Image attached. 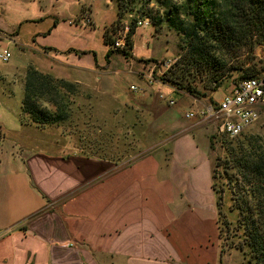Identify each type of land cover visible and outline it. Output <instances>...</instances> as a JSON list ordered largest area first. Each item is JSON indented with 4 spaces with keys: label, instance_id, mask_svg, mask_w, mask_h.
Returning <instances> with one entry per match:
<instances>
[{
    "label": "crops",
    "instance_id": "obj_1",
    "mask_svg": "<svg viewBox=\"0 0 264 264\" xmlns=\"http://www.w3.org/2000/svg\"><path fill=\"white\" fill-rule=\"evenodd\" d=\"M162 88L171 99L174 90ZM139 102L126 116L143 135L139 151L121 159L82 154L63 129L61 139L24 119L8 128L0 103V264H205L216 258L210 126L197 113L185 120L166 101L143 96ZM141 119L151 122L144 127ZM38 131H51L56 140L43 133L39 141Z\"/></svg>",
    "mask_w": 264,
    "mask_h": 264
},
{
    "label": "rangeland",
    "instance_id": "obj_2",
    "mask_svg": "<svg viewBox=\"0 0 264 264\" xmlns=\"http://www.w3.org/2000/svg\"><path fill=\"white\" fill-rule=\"evenodd\" d=\"M148 8H151V16H157L153 4ZM84 11H88L90 19L86 26L82 21ZM135 13H127L132 16L129 22L139 17ZM116 18L117 0H0V31L6 35L0 38V52L10 54L8 62H0L3 75L0 103L8 115V128L23 120L21 102L24 76L28 68H33L78 85L71 115L74 127L70 135L82 154L121 159L139 151L138 140L143 135L134 131V120L127 118V113L133 111L132 104L136 105L143 96L157 99L163 104L158 99V93L168 96V92L162 88L165 85L147 84L145 75L151 72L153 79L158 80L165 69L163 62H176L184 51V40L165 24L133 29L134 33L130 36L132 55L113 53L106 60L109 47L104 44L102 35ZM227 60L228 68L240 71L250 69L259 74L264 70V44L254 46L252 50L250 46L244 47ZM153 64L156 67L153 68ZM84 70H91L92 73L86 74ZM236 76L235 73L230 78L226 77L215 92L201 90L202 96L192 97L175 91L169 94L175 105H167L171 107L169 110L183 114L190 110L198 114L203 124L210 126H207L205 137L209 142L208 154L212 164L215 158L223 156L220 144L226 142L227 138L218 132L214 124L204 121L200 113L211 101H222L233 88ZM130 86H135L137 92H131ZM154 86L160 87L159 91H153L151 88ZM164 109L168 110L166 106ZM141 120L144 127L151 122L150 119ZM139 121L136 120V124ZM38 128L54 130L56 136L62 139L60 127ZM43 133L47 138L55 139L51 131H38L39 141L45 138ZM243 137L264 142V108L259 109L256 121L233 140ZM36 149L44 147L37 145ZM217 172L221 174V169L218 168ZM227 205L225 201L221 210L229 219H234L235 213L229 212ZM213 244L216 258L205 264H248L240 252L229 248L224 241L215 239Z\"/></svg>",
    "mask_w": 264,
    "mask_h": 264
},
{
    "label": "trees",
    "instance_id": "obj_3",
    "mask_svg": "<svg viewBox=\"0 0 264 264\" xmlns=\"http://www.w3.org/2000/svg\"><path fill=\"white\" fill-rule=\"evenodd\" d=\"M150 4L157 16H151ZM129 12L149 18L151 26L165 24L183 38L184 51L159 78L176 93L202 96L201 90L215 92L232 74H237L235 84L260 74L228 68L227 58L244 47L252 50L264 44V0H117V18L102 35L109 47L106 60L113 53L130 56L111 49L112 35ZM133 33L131 29L129 38ZM127 45L133 49L131 41ZM77 87L76 83L28 68L21 102L23 121L36 127H60L72 134ZM220 146L223 156L215 158L211 174L218 239L240 252L248 264H264V142L243 137L226 139ZM225 201L229 212L235 213L234 219L222 212Z\"/></svg>",
    "mask_w": 264,
    "mask_h": 264
},
{
    "label": "built area",
    "instance_id": "obj_4",
    "mask_svg": "<svg viewBox=\"0 0 264 264\" xmlns=\"http://www.w3.org/2000/svg\"><path fill=\"white\" fill-rule=\"evenodd\" d=\"M83 25L89 24L88 11H84ZM129 18V19H128ZM125 14L123 19L118 24V29L113 36L111 49L113 51H122L128 55H132V50L128 48L127 42L130 41L129 32L131 29L144 28L151 26L149 18L134 17ZM132 22V23H131ZM10 59V54L7 51L0 52V62L6 63ZM173 61L163 62L162 66L166 72L173 64ZM156 64H153V68ZM162 73V74H163ZM147 84H161L159 78L153 79L150 75H145ZM131 92H137L135 86L129 87ZM158 99L166 101L168 106H173L174 101L167 99L163 93H158ZM264 108V71L257 77L244 79L237 82L230 92L226 93L220 103H211L205 106L200 113L204 121L214 124L218 132L227 139H234L240 136L248 127H250L258 117V111ZM196 114L192 111H187L183 114L185 120H192Z\"/></svg>",
    "mask_w": 264,
    "mask_h": 264
}]
</instances>
